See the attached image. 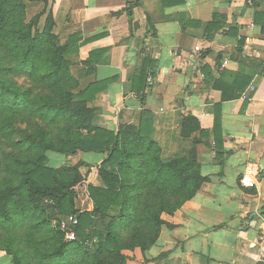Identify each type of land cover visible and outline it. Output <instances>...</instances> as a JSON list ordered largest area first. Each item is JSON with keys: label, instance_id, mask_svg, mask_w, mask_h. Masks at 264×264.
<instances>
[{"label": "trees", "instance_id": "16d2710c", "mask_svg": "<svg viewBox=\"0 0 264 264\" xmlns=\"http://www.w3.org/2000/svg\"><path fill=\"white\" fill-rule=\"evenodd\" d=\"M53 2L0 0V250L13 264H126L128 252H146L164 225L172 227L165 214L174 215L210 182L198 152L209 134L185 109L181 149L164 156L146 109L139 126L95 125L89 102L109 80L82 86L96 71L94 54L74 72L69 56L80 52L82 37L56 33ZM32 3L44 9L29 19ZM156 64L145 56L133 76L132 96L143 104ZM47 152L105 154L89 171L101 183L82 173L84 161L50 166ZM84 187L87 206L80 209ZM68 215L79 219L74 241L60 229Z\"/></svg>", "mask_w": 264, "mask_h": 264}, {"label": "crops", "instance_id": "0c3cea01", "mask_svg": "<svg viewBox=\"0 0 264 264\" xmlns=\"http://www.w3.org/2000/svg\"><path fill=\"white\" fill-rule=\"evenodd\" d=\"M52 9L63 40L82 37L80 52L69 56L76 71L94 54L96 71L82 86L109 80L89 102L95 125L139 126L146 109L164 156L180 151L185 109L209 134L198 152L210 182L165 214L172 227L126 264H264V0H54ZM145 56L157 64L143 104L132 81ZM78 154L92 164L105 157ZM0 264H13L2 250Z\"/></svg>", "mask_w": 264, "mask_h": 264}, {"label": "rangeland", "instance_id": "374dc122", "mask_svg": "<svg viewBox=\"0 0 264 264\" xmlns=\"http://www.w3.org/2000/svg\"><path fill=\"white\" fill-rule=\"evenodd\" d=\"M43 4L42 3H32L30 5V7L28 8V17L29 19L32 18L33 16H35L36 14H38L41 10H43ZM50 8H52V4L50 6ZM45 17L44 16L42 18V23H44L45 21ZM57 27V26H56ZM55 31L56 28H55ZM57 33V32H56ZM74 72L76 73V67L74 68ZM170 149V148H169ZM180 149H181V143H180ZM49 155V161L48 164L50 166H64V165H75L77 164L79 161H84L82 160L81 156L79 154L73 155V157H66L64 155L55 153V152H47ZM86 157V156H85ZM86 163V165L82 166L81 171L84 175L88 176L89 180H91V182H93L95 185H99L101 182L99 180H97V178H95V170H93L92 174L90 171V169L92 168V163H88L86 161H84ZM90 173V174H89ZM86 188L84 187L81 191V193L78 196V200H77V205L80 209H85L87 206V200H86V194H85ZM136 250V249H135ZM134 251H130L128 252L129 256H134Z\"/></svg>", "mask_w": 264, "mask_h": 264}, {"label": "built area", "instance_id": "2783aa9c", "mask_svg": "<svg viewBox=\"0 0 264 264\" xmlns=\"http://www.w3.org/2000/svg\"><path fill=\"white\" fill-rule=\"evenodd\" d=\"M196 50H200V47L197 46ZM148 80L152 81V77H149ZM247 181H248V177L244 176L242 179V183L244 185H248L249 183ZM78 223H79V219L77 215H68L60 222V229L65 232L64 234L67 241L76 240L77 235H76L75 227L76 225H78ZM259 250H260L261 262L264 263V230H263L262 238L260 240Z\"/></svg>", "mask_w": 264, "mask_h": 264}]
</instances>
